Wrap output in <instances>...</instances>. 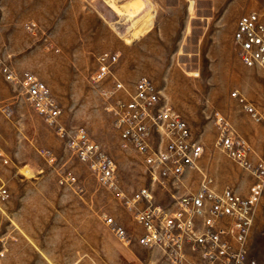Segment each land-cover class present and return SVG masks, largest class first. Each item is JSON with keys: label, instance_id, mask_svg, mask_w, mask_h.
Returning <instances> with one entry per match:
<instances>
[{"label": "rangeland", "instance_id": "374dc122", "mask_svg": "<svg viewBox=\"0 0 264 264\" xmlns=\"http://www.w3.org/2000/svg\"><path fill=\"white\" fill-rule=\"evenodd\" d=\"M128 1L0 0V59L18 75L32 72L45 81L62 109L54 124L46 122L26 101L21 84L5 81L0 72L7 90L2 98L10 104V114L4 115L10 117L12 107L16 109L12 139L7 133L0 145L10 158L0 175L11 193L0 204V264H142L158 256L134 242L120 243L103 223V214H110L132 234L141 231L70 148L72 133L82 127L115 160L118 186L125 193L148 183L141 155L120 145L112 115L89 81L95 57L102 51L119 53L113 73L127 91L147 75L159 90L160 103L179 111L193 137L203 144L198 167L213 178L217 188L244 192L251 177L219 147L216 111L249 142L251 159L264 161L263 125L252 120L231 95L237 92L264 110L261 69L205 65L199 74L191 66L178 64L134 65L131 44L140 36L141 31H135L138 23L146 20L138 14L141 1ZM261 1L228 0L229 8L238 11L237 19ZM30 21L37 25L33 31L25 28ZM181 33L171 35L179 38ZM178 43L176 39L167 42L173 52ZM124 44L130 49L127 61L118 47ZM157 45L147 53L161 55ZM151 139L155 146L165 142L155 131ZM199 177L198 170L191 169L177 194L194 192ZM155 190L157 201L167 200L168 194ZM250 255L264 264V191L255 207Z\"/></svg>", "mask_w": 264, "mask_h": 264}, {"label": "built area", "instance_id": "2783aa9c", "mask_svg": "<svg viewBox=\"0 0 264 264\" xmlns=\"http://www.w3.org/2000/svg\"><path fill=\"white\" fill-rule=\"evenodd\" d=\"M36 27L31 21L25 24L28 31ZM232 40L240 62L247 67H259L264 76V0L256 9L240 15ZM118 59L119 53L115 51L97 54L89 81L98 88L104 109L112 115L120 145L141 155L148 183L131 194L125 193L118 186L115 160L84 128H76L70 148L97 182L115 195L141 231L132 234L110 214H103V223L120 243L134 242L157 253L154 260L142 264H260L250 255V240L255 207L264 191V161L251 159L249 142L216 111L219 147L251 177L244 192L231 187L217 188L213 178L198 167L204 147L193 137L187 121L178 110L160 103L159 90L150 78L139 77L127 91L113 73ZM0 72L5 81L21 84L26 101L41 119L55 123L62 109L45 81L32 72L18 75L1 59ZM122 92L128 97L124 98ZM231 95L264 128V110L237 92ZM9 105L0 96L3 114H10ZM154 131L160 135V141L164 139L163 145H154L151 139ZM58 132H62L61 127ZM9 163V156L0 150V170ZM191 169L200 173L197 189L177 194ZM156 188L168 194V201L155 199ZM10 196L0 175V204Z\"/></svg>", "mask_w": 264, "mask_h": 264}, {"label": "crops", "instance_id": "0c3cea01", "mask_svg": "<svg viewBox=\"0 0 264 264\" xmlns=\"http://www.w3.org/2000/svg\"><path fill=\"white\" fill-rule=\"evenodd\" d=\"M139 1L142 5L138 14L146 22L141 19L142 21L138 23L135 31L140 30L141 33L133 39L131 44V58L134 65L178 64L191 66V70L199 74H202L205 65L235 64L243 70L244 65L237 58L232 46L238 11L235 8H229L228 0ZM174 31L182 32V36L174 38L171 35ZM129 32H133L131 28ZM174 39L179 43L173 52L172 44L167 42H172ZM155 42L163 50L161 55L153 56L147 53L148 50L154 49ZM118 47L122 48L127 61L130 57L129 46L124 44ZM134 72L139 74L140 68ZM186 74L190 75L191 72ZM6 92L0 79L1 97H5ZM0 114L8 120V122L3 121L0 117V145L2 146L7 133L9 139H12L16 109L12 107L10 117H6L1 111Z\"/></svg>", "mask_w": 264, "mask_h": 264}]
</instances>
